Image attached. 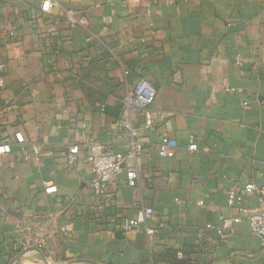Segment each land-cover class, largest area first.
I'll return each mask as SVG.
<instances>
[{
    "label": "crops",
    "instance_id": "crops-1",
    "mask_svg": "<svg viewBox=\"0 0 264 264\" xmlns=\"http://www.w3.org/2000/svg\"><path fill=\"white\" fill-rule=\"evenodd\" d=\"M142 77L152 127L125 102ZM87 139L141 151L103 196L85 152L66 163ZM0 142V264H264L246 220L207 228L235 214L230 189L264 186V0H0ZM143 204L154 213L123 231Z\"/></svg>",
    "mask_w": 264,
    "mask_h": 264
},
{
    "label": "built area",
    "instance_id": "built-area-1",
    "mask_svg": "<svg viewBox=\"0 0 264 264\" xmlns=\"http://www.w3.org/2000/svg\"><path fill=\"white\" fill-rule=\"evenodd\" d=\"M115 11H112L114 14ZM104 21L108 23L110 16H106ZM151 34H155L153 28L150 29ZM157 95L155 86L145 77L139 79L135 86L130 89L125 97V102L128 107L136 106L141 109L146 116L147 127H152L156 122L153 116V112L150 106L154 103ZM126 129L133 130L130 121L126 122L124 126ZM193 138V136H191ZM178 143L176 139L167 138L164 139L158 147V153L161 157H173L175 155ZM198 145L195 142H191L188 145V149L197 150ZM10 152V145L8 143L0 142V154ZM85 152V159L90 164L93 171V179L91 186L93 188L96 197L106 194L109 185L113 182L114 177L121 171L125 160L131 159L137 162L141 151L136 147H132L126 153L117 152L111 149L107 144L97 141L95 139H87L82 143H71L66 149V163L68 167L75 166L82 153ZM140 170L137 164L130 166L127 169V183L136 187L139 183ZM48 193L57 191V185L49 184L46 187ZM257 193L260 196L264 195V186L256 185L255 183H248L243 187L232 188L228 191L227 204L235 211L232 217L222 216V225L219 227L213 224H207V228H216L223 237H227L232 231L233 224L246 220L249 224L250 232L254 235L260 236L264 241V206L251 207L247 204V197L251 194ZM141 213L143 218L125 217L120 223V227L123 231L129 232L139 227L141 221L146 220L147 216L154 213V209L151 206L141 205ZM145 231L150 234L154 231L147 225ZM43 242H39V246H42ZM178 257H183L182 252H177Z\"/></svg>",
    "mask_w": 264,
    "mask_h": 264
},
{
    "label": "trees",
    "instance_id": "trees-1",
    "mask_svg": "<svg viewBox=\"0 0 264 264\" xmlns=\"http://www.w3.org/2000/svg\"><path fill=\"white\" fill-rule=\"evenodd\" d=\"M175 262H178V264H190V263H188L186 261H177V260H174V263ZM145 264H147V263H145Z\"/></svg>",
    "mask_w": 264,
    "mask_h": 264
},
{
    "label": "clouds",
    "instance_id": "clouds-1",
    "mask_svg": "<svg viewBox=\"0 0 264 264\" xmlns=\"http://www.w3.org/2000/svg\"><path fill=\"white\" fill-rule=\"evenodd\" d=\"M46 7H49V5H46Z\"/></svg>",
    "mask_w": 264,
    "mask_h": 264
},
{
    "label": "water",
    "instance_id": "water-1",
    "mask_svg": "<svg viewBox=\"0 0 264 264\" xmlns=\"http://www.w3.org/2000/svg\"><path fill=\"white\" fill-rule=\"evenodd\" d=\"M93 262V261H92ZM93 263H95V262H93ZM96 264H99V263H96Z\"/></svg>",
    "mask_w": 264,
    "mask_h": 264
}]
</instances>
